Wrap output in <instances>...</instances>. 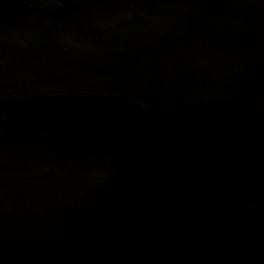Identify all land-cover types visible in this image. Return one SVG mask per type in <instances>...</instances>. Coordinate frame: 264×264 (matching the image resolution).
<instances>
[{
  "label": "water",
  "instance_id": "95a60500",
  "mask_svg": "<svg viewBox=\"0 0 264 264\" xmlns=\"http://www.w3.org/2000/svg\"><path fill=\"white\" fill-rule=\"evenodd\" d=\"M0 264H264V0H0Z\"/></svg>",
  "mask_w": 264,
  "mask_h": 264
}]
</instances>
